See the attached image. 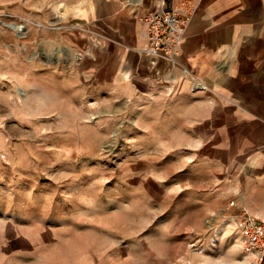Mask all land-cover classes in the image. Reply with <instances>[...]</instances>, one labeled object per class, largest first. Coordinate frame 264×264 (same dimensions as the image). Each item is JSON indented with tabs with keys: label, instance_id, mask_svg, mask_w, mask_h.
<instances>
[{
	"label": "rangeland",
	"instance_id": "374dc122",
	"mask_svg": "<svg viewBox=\"0 0 264 264\" xmlns=\"http://www.w3.org/2000/svg\"><path fill=\"white\" fill-rule=\"evenodd\" d=\"M63 1L0 0V264H251L238 234L211 241L230 214L201 217L200 153L167 107L37 104L25 46L84 28Z\"/></svg>",
	"mask_w": 264,
	"mask_h": 264
},
{
	"label": "crops",
	"instance_id": "0c3cea01",
	"mask_svg": "<svg viewBox=\"0 0 264 264\" xmlns=\"http://www.w3.org/2000/svg\"><path fill=\"white\" fill-rule=\"evenodd\" d=\"M160 1L64 0L57 22L85 29H46L37 48L25 46L23 69H36L29 79L39 74L37 104L48 105L54 91L72 103L167 107L168 120L186 123L185 137L200 153L201 217L217 226L222 214L245 208L264 220V0L181 5L191 20L176 64L143 51L141 16Z\"/></svg>",
	"mask_w": 264,
	"mask_h": 264
},
{
	"label": "built area",
	"instance_id": "2783aa9c",
	"mask_svg": "<svg viewBox=\"0 0 264 264\" xmlns=\"http://www.w3.org/2000/svg\"><path fill=\"white\" fill-rule=\"evenodd\" d=\"M177 7L168 8L164 0L145 12L141 20L145 25V45L143 51L152 59H163L177 63L180 47L184 41L191 13L181 14L180 7L188 0H175ZM230 205H234L231 201ZM222 226L215 230L212 238L218 243L226 232L239 235L242 246L253 260L251 264H264V220L251 215L245 208L224 217Z\"/></svg>",
	"mask_w": 264,
	"mask_h": 264
},
{
	"label": "bare ground",
	"instance_id": "6f19581e",
	"mask_svg": "<svg viewBox=\"0 0 264 264\" xmlns=\"http://www.w3.org/2000/svg\"><path fill=\"white\" fill-rule=\"evenodd\" d=\"M19 28V25H16Z\"/></svg>",
	"mask_w": 264,
	"mask_h": 264
}]
</instances>
